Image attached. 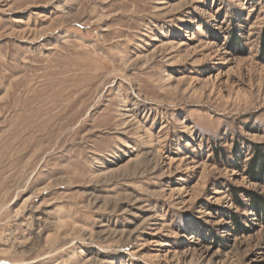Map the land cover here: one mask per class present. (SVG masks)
Here are the masks:
<instances>
[{
  "label": "rangeland",
  "instance_id": "obj_1",
  "mask_svg": "<svg viewBox=\"0 0 264 264\" xmlns=\"http://www.w3.org/2000/svg\"><path fill=\"white\" fill-rule=\"evenodd\" d=\"M264 0H0V264H264Z\"/></svg>",
  "mask_w": 264,
  "mask_h": 264
},
{
  "label": "trees",
  "instance_id": "obj_2",
  "mask_svg": "<svg viewBox=\"0 0 264 264\" xmlns=\"http://www.w3.org/2000/svg\"><path fill=\"white\" fill-rule=\"evenodd\" d=\"M263 162H264V161H263ZM263 164H264V163H262L261 168L263 167ZM263 207H264V206H263ZM263 211H264V208H263Z\"/></svg>",
  "mask_w": 264,
  "mask_h": 264
}]
</instances>
